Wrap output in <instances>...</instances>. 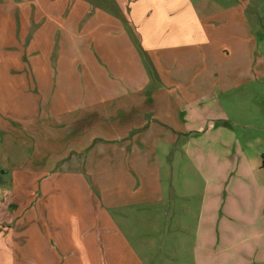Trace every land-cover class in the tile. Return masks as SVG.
Here are the masks:
<instances>
[{"label":"rangeland","instance_id":"obj_1","mask_svg":"<svg viewBox=\"0 0 264 264\" xmlns=\"http://www.w3.org/2000/svg\"><path fill=\"white\" fill-rule=\"evenodd\" d=\"M214 1L220 8L229 9L216 20L250 24L251 68L255 75L250 83L221 99L223 111L204 109L205 114L212 113L209 117L216 116L218 121L211 118L203 125L225 128L228 137L213 138V144L217 142L225 149L238 148L259 156L264 153V0ZM0 3V11L6 13L14 7L11 0ZM35 5L34 0L28 3L33 12ZM231 12L235 14L233 17ZM45 17L48 20L36 17L30 24L22 21L21 30L29 42L27 55L36 46L37 54L10 56L0 48V146L5 139L4 148L0 147V160L14 170L24 168L25 162L43 160L40 155L49 156L38 181L46 215L39 226L45 237L39 242L36 236L28 237L27 250L19 243L20 235H14L18 234L14 225L13 234L9 235L8 228L4 231L5 225L1 224L0 258L6 264L10 255L15 264H264L263 219L256 215L250 221L242 217L246 209L243 200L238 201L240 207L235 209V214H230L227 206H223L224 197L220 205L212 206L219 209L218 213L210 220L203 219L201 212L207 202L205 185L194 176L186 158V166L179 169L176 156L171 170L174 187H179L186 197L164 198L152 204L104 205L99 195L102 176L98 158L90 171L82 165L78 174L74 168L83 158L86 163V156L82 157L78 151L88 154L86 146L78 141L89 136L93 140L89 151L100 142L98 125L86 124V106L90 102L86 99V89L91 84L100 88V81L86 76V65L93 63L94 67L107 68L100 67L98 61L87 60L86 30L71 28L59 15L52 21ZM9 21L3 20L1 24V39L7 36L10 40L9 36H14ZM55 27H59L67 45L57 39L52 44ZM230 35L219 30L216 38L213 37L214 43L221 46L226 40L231 46ZM233 62L235 66L238 63ZM108 78L117 82L114 75ZM103 84L115 83L107 80ZM93 96L101 97L100 102L107 100L106 94L98 92ZM8 136L13 139L7 140ZM164 161L165 167L171 168L169 161ZM66 163L72 168H66ZM17 179L18 174L12 171L6 178L4 175L7 183L0 184V194L4 195L0 200V223H4L7 210L13 213L21 206L19 200L25 196L34 198L35 189L19 186ZM11 197V203L5 206L4 202Z\"/></svg>","mask_w":264,"mask_h":264},{"label":"crops","instance_id":"obj_2","mask_svg":"<svg viewBox=\"0 0 264 264\" xmlns=\"http://www.w3.org/2000/svg\"><path fill=\"white\" fill-rule=\"evenodd\" d=\"M11 1L13 9L7 13L0 11V27L3 20L10 19L11 35L14 34L9 36L10 40L7 36L0 38L4 52L10 56L37 54L36 46L27 55L29 42L21 30L22 21L30 24L36 17L48 20L45 16L52 21L59 15L71 28L86 30L87 60L98 61L100 67L107 68L86 65V76L100 81V88L91 84L86 89V99L90 101L86 106V124L98 125L100 142L89 151L93 142L89 136L78 141L86 146L88 154L78 151L86 156V163L83 158L74 168L78 174L82 165L90 171L98 158L102 176L99 195L105 206L121 202L152 204L164 198L186 197L172 181L171 170L178 156L179 169H184V159H188L194 176L204 182L207 202L201 212L203 219L210 220L218 213L219 209L212 206L220 205L224 197L223 206L230 214H235L240 207L238 201L243 200L246 209L242 217L250 221L256 215L264 221V153L252 156L238 148L231 151L217 142L213 144V138L228 137L225 128L203 125L211 118L218 121L216 116L209 117L212 113L205 114L204 109L223 111L221 99L250 83L255 75L251 68L252 32L248 21L216 20L229 9L220 8L214 0H34V12L28 6L32 0ZM58 28L53 30L52 44L56 39L65 43ZM219 30L223 35L225 31L231 34V46L226 40L221 46L214 43L213 37ZM234 60L238 62L236 66ZM109 75L117 77V82L110 80ZM107 80L115 84H103ZM98 92L106 94L107 100L100 102L101 97L93 96ZM11 139L12 136L7 137ZM4 143L5 139L0 147L4 148ZM40 156L44 159L25 162L24 168L14 170L0 160V184L7 183L4 175L6 178L13 171L18 174L19 186L35 189L34 198L25 196L19 200L21 206L13 213L7 210L4 223H0L5 225L4 231L8 228L9 235L18 230L14 235H20L19 243L27 250L28 237L36 236L38 242L45 237L39 226L46 215L38 181L49 156ZM162 159L169 161L171 168H166ZM69 164L64 166L72 168ZM13 184L17 189L16 181ZM3 197L2 194L0 200ZM2 259L0 264H6ZM11 259L10 255L8 263L15 264Z\"/></svg>","mask_w":264,"mask_h":264},{"label":"built area","instance_id":"obj_3","mask_svg":"<svg viewBox=\"0 0 264 264\" xmlns=\"http://www.w3.org/2000/svg\"><path fill=\"white\" fill-rule=\"evenodd\" d=\"M0 197H1V194H0Z\"/></svg>","mask_w":264,"mask_h":264}]
</instances>
